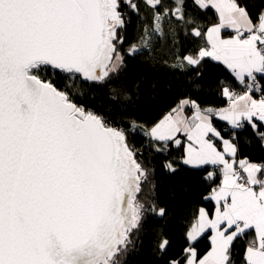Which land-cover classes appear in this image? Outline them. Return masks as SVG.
Segmentation results:
<instances>
[{"label": "snow or ice", "instance_id": "obj_1", "mask_svg": "<svg viewBox=\"0 0 264 264\" xmlns=\"http://www.w3.org/2000/svg\"><path fill=\"white\" fill-rule=\"evenodd\" d=\"M142 2L151 22L145 48L167 20L172 35L192 39L172 66L195 72L194 86L210 58L245 90L221 84L230 105L218 112L186 98L150 125L122 124L86 107L64 81L94 88L120 69L123 31L132 13L139 17L138 0H0V264H128L146 214L167 215L152 197L154 169L129 139L137 131L161 154L183 146L180 134L187 138L180 159L163 164L170 173L180 164L220 166L223 174L207 197L215 213L198 210L183 257L168 264H264V161L237 162L238 141L223 139L211 121L219 115L233 129L250 127L264 146V8L253 16L239 0ZM209 11L216 19L205 23ZM225 29L233 34L225 37ZM138 51L132 44L128 54ZM119 95L108 101L116 111ZM206 179L215 182V174ZM209 230L211 250L200 257L191 242ZM249 230L255 238L237 259L235 241ZM157 236L164 253V227Z\"/></svg>", "mask_w": 264, "mask_h": 264}, {"label": "trees", "instance_id": "obj_2", "mask_svg": "<svg viewBox=\"0 0 264 264\" xmlns=\"http://www.w3.org/2000/svg\"><path fill=\"white\" fill-rule=\"evenodd\" d=\"M139 17L135 13L130 16V23L123 31L124 43L120 48L124 56V63L104 84L92 88L76 80H66L85 106L92 110H102V114L109 118H115L122 124H127L130 119L141 123L152 124L163 117L171 108L175 107L182 99H195L202 108L213 110L229 107L228 98L222 95L221 84H234L236 89L238 81L225 65L218 61L206 58L201 66L202 79L199 86H194L195 72L176 69L175 55L194 47L192 39L183 32L177 31L176 35L170 32L171 25L167 20L163 24V33H152L148 47L141 44L144 35V26L147 22L151 30V22L146 21V10L142 0ZM241 6L248 8L255 16L261 8H264V0H239ZM214 11H209L204 17L205 23L215 21ZM226 37V33L223 32ZM132 44H136L139 51L129 55L127 52ZM114 93H121L117 102L120 110H114L108 103ZM260 94H256L259 98ZM107 105V107H106ZM185 114L191 116V109L185 110ZM213 126L221 133L223 139L233 137L239 143L240 152L237 159L247 158L249 161L259 163L264 161V146L253 135L250 127L233 129L212 116ZM229 129V132H224ZM130 141L140 148L144 157L149 160V166L154 169L152 197L158 207L166 209V217L159 218L149 212L146 214V223L136 236L134 251L127 257L128 264H168L173 258H182L183 249L188 246L186 231L195 219L200 208H204L213 214L215 205L207 201L211 189L219 184L206 179L210 168L192 169L177 164V171L170 173L163 167L168 160L178 161L184 151V138L180 137L183 146L177 148L170 145L168 152L156 153L151 149L148 140L139 131L129 137ZM216 147L223 151L221 139L214 138ZM212 168V167H211ZM222 176V175H221ZM164 227L170 240L167 251L160 253L156 250L157 229ZM255 238V234L249 231L247 236L235 241L234 252L237 259H242L248 242ZM198 255L203 257L211 250L209 236L205 234L195 241Z\"/></svg>", "mask_w": 264, "mask_h": 264}, {"label": "crops", "instance_id": "obj_3", "mask_svg": "<svg viewBox=\"0 0 264 264\" xmlns=\"http://www.w3.org/2000/svg\"><path fill=\"white\" fill-rule=\"evenodd\" d=\"M223 32L226 33V37L229 36V35H231V34H233L232 31H231V29H225ZM222 34H223V33H222ZM136 53H137V52H136ZM134 54H135V53H134ZM224 108H228V107H224ZM224 108L215 109L214 111H215V112H218L220 109H224ZM212 116H214V118H216L217 120H219V121H221L222 123H224L226 126H230V127H232V125H230V124L228 123V121H226V120H222V119L219 117V115H212ZM211 118H212V117H211ZM180 137H183V138H184V147H186V146H187V143H188L187 138H186L183 134H180ZM221 146H222V148H223V150H224V145H223L222 140H221ZM217 149H218V148H217ZM218 150H219V149H218ZM219 151H220V150H219ZM226 158H227V157H226ZM238 161H239V160L237 159V162H238ZM186 167H188V166H186ZM206 167L211 168V167H214V166H212V165H208V166H206ZM219 167H220V166H219ZM189 168H190V167H189ZM221 175H222V176H221V179L219 180V183H220L221 180L223 179V174H221ZM209 196H210V194H209L207 197H209ZM207 201L213 203V204L215 205V208H216V202H215V200H212V199H208V198H207ZM214 213H215V210H214ZM214 213H213V214H214ZM249 231H252L253 234H255V231H254V230H249ZM205 234H208V236H209V242H210L211 230H209V231H207L206 233L202 234V236L205 235ZM202 236L199 237L197 240L201 239ZM194 242H195V241H193V242H191V243H194ZM210 246H211V242H210Z\"/></svg>", "mask_w": 264, "mask_h": 264}, {"label": "built area", "instance_id": "obj_4", "mask_svg": "<svg viewBox=\"0 0 264 264\" xmlns=\"http://www.w3.org/2000/svg\"><path fill=\"white\" fill-rule=\"evenodd\" d=\"M239 86H240V89H239V92H237V93H242L245 90L244 86L243 85H239ZM229 105H230V101L228 100L227 101V106H229ZM225 130L226 129H224V132H225ZM227 130L229 132V129H227ZM235 130H237V129H235ZM210 169H211L210 172H213L215 174V180L221 177L222 172L220 171V167L219 166H214V167H212Z\"/></svg>", "mask_w": 264, "mask_h": 264}, {"label": "rangeland", "instance_id": "obj_5", "mask_svg": "<svg viewBox=\"0 0 264 264\" xmlns=\"http://www.w3.org/2000/svg\"><path fill=\"white\" fill-rule=\"evenodd\" d=\"M128 52H129V50H128ZM128 52H127V53H128ZM131 55H132V54H131ZM239 85H240V84H239V82H238V86H237V88L234 89L233 91H235V92H239V89H240V86H239ZM256 94H260V93H256ZM256 94H255V95H256ZM226 130H227V129H226ZM226 130H225V132L227 133L228 130H227V131H226Z\"/></svg>", "mask_w": 264, "mask_h": 264}, {"label": "bare ground", "instance_id": "obj_6", "mask_svg": "<svg viewBox=\"0 0 264 264\" xmlns=\"http://www.w3.org/2000/svg\"><path fill=\"white\" fill-rule=\"evenodd\" d=\"M240 130V129H239Z\"/></svg>", "mask_w": 264, "mask_h": 264}]
</instances>
